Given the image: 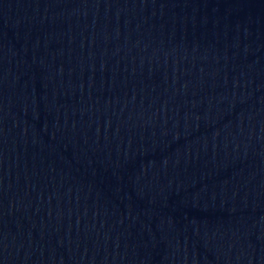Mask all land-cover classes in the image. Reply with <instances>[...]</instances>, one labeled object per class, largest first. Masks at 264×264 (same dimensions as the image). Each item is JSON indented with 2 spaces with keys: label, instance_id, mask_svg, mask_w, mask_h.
Listing matches in <instances>:
<instances>
[{
  "label": "water",
  "instance_id": "1",
  "mask_svg": "<svg viewBox=\"0 0 264 264\" xmlns=\"http://www.w3.org/2000/svg\"><path fill=\"white\" fill-rule=\"evenodd\" d=\"M0 264H264V0H0Z\"/></svg>",
  "mask_w": 264,
  "mask_h": 264
}]
</instances>
